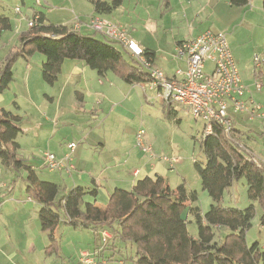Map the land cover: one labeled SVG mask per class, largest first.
Returning <instances> with one entry per match:
<instances>
[{
	"label": "rangeland",
	"instance_id": "rangeland-1",
	"mask_svg": "<svg viewBox=\"0 0 264 264\" xmlns=\"http://www.w3.org/2000/svg\"><path fill=\"white\" fill-rule=\"evenodd\" d=\"M76 1H81L86 10L92 8L93 4L90 0ZM134 1L129 0L127 3L131 4ZM225 1L228 0H221L222 4H225ZM68 5V0H0V16L9 18L13 24L12 29L4 32L0 39V66L6 57L21 46L20 36L31 29L28 23L29 19H33L34 14L45 15L49 23L69 20V14H72L71 12L78 14V11ZM17 9L20 11L17 12ZM246 9L224 13L228 15L227 29L224 33L243 83L248 89L247 96L252 95V99L264 109V7L253 5L247 6ZM163 11L165 10L163 9L161 13ZM128 12L131 13L133 10ZM142 12L139 9L132 13V16L140 17ZM158 18L155 22L161 29V35L166 37L170 29L164 27L160 15ZM86 19L87 17L83 16V21ZM95 37L102 40L100 33ZM117 47L124 51L123 55L130 64L136 65L134 59L122 46L117 45ZM164 48L166 49V46ZM163 54L166 56V53ZM256 55L261 56L263 60L260 69L255 66ZM175 59V63L167 66L169 71H176L184 66L177 57ZM44 60V55L39 52L34 53L28 60L16 59L13 63L14 80L3 93L5 101L0 103V108H5L21 117L20 128L23 133L18 137L20 149L17 156L27 166L34 168L41 180L58 184L57 205L60 208V202L72 188V178L67 170L50 171L45 166L44 153L51 152L58 157L61 156L59 155L62 153L61 144L69 138L72 129L91 130L98 127L102 121L98 123L99 125L90 123L88 117L77 115L73 109L68 110L73 103V85L71 83L66 85L64 79H58L53 86L48 85L41 71ZM25 63H30L31 66L27 69ZM159 69L164 73L167 72L164 68ZM123 83L124 87L127 85L129 88L126 94L130 91L131 94L127 97L125 94L124 96L119 94L122 106L117 112L120 116H116L120 122H124V128L120 132L124 134L125 148L119 152L121 162L114 164L124 165L126 162L124 152L132 150L139 151L149 165L160 162L166 171L165 178L171 189L176 190L179 186L185 185L188 191L197 192L198 199L191 206L199 209L201 214H206L213 202L209 194L203 190L196 168V165L204 167L206 164V158L200 147L204 135V122L195 120L185 113L169 115L162 101L157 98V92L149 85L133 86ZM257 84L262 86L260 91L257 90ZM61 95L64 97L60 98ZM229 115L234 126L250 136L239 140L243 150L250 157L255 155L261 163L260 167L262 163L264 166V120L258 118L251 120L245 114L235 113L233 109L229 110ZM141 129L145 130L146 139L157 157L179 159L180 162L171 165L169 162L153 160L150 155H145L137 147L136 141V135ZM113 136L112 132L109 133L111 142L105 153L106 156L114 154L115 137ZM89 144L91 143L88 140L83 146L88 147ZM148 169L150 170L151 167L148 166ZM71 174L78 178L82 172L78 170ZM20 175L3 166L0 160V264H84L81 260L83 252H89L94 257L95 264H135L136 254L131 244L121 242L116 249L107 246L105 248L107 250H104V242L94 231L75 229L65 220L59 224L57 242L53 244L48 234L41 229L38 218L39 205L29 198L26 192L24 181L26 171L23 170ZM130 185L125 183L119 186L130 189ZM89 186L85 188L89 189ZM247 189L246 180L236 182L225 192L222 205L239 209L249 207L252 202L248 198ZM85 201L94 203L95 199L87 195ZM97 202L102 203L99 198ZM255 207L256 216L247 233V243L251 246L258 242L260 248L264 250V231L260 226L262 208L259 203H256ZM61 209L59 211L64 217V210ZM184 218L187 220L189 233L197 237L198 225L191 207L185 211ZM227 233L228 230L223 233L217 232L215 240H220L222 235Z\"/></svg>",
	"mask_w": 264,
	"mask_h": 264
},
{
	"label": "trees",
	"instance_id": "trees-1",
	"mask_svg": "<svg viewBox=\"0 0 264 264\" xmlns=\"http://www.w3.org/2000/svg\"><path fill=\"white\" fill-rule=\"evenodd\" d=\"M90 1L96 13L110 14L128 0ZM231 2L236 6L248 4V0ZM40 17L42 25L22 33L21 46L0 66V94L14 80L13 63L16 59L28 60L36 52L45 57L42 76L51 86L58 81L66 60L83 61L99 76L112 72L130 85L150 82L142 65L132 56L136 65L130 64L116 42L99 40L95 37L96 32L84 35L71 26L46 24V16L40 14ZM11 29V20L0 16V38ZM144 56L154 64L155 53L144 50ZM171 111L169 115H173ZM20 123V116L0 108V160L18 176L26 171V192L39 205L41 229L53 244L57 242L58 226L65 220L74 228L92 230L97 236L103 231L110 232L112 238L103 241L104 250L107 246L116 249L121 242L131 244L136 254L135 264H264V250L259 243L251 246L247 243V233L256 216V203L262 208L260 226L264 231V166L254 163L241 147L239 140L250 138L247 132L234 126L227 134L216 125L213 135L201 139L206 164L204 167L196 165V168L203 190L213 202L204 215L191 206L198 199L197 192L188 191L185 185L173 190L166 178L156 176L139 180L131 191L115 189L105 209L96 205L97 200L94 203L85 201L87 195L97 198V189L75 187L60 202L64 218L57 205L58 185L41 180L35 169L17 156L20 149L17 139L23 133ZM243 179L247 182V194L252 203L245 209L223 206L225 192ZM188 207H191L198 225L197 237L189 233L184 218ZM222 229L228 233L215 240L216 233H221Z\"/></svg>",
	"mask_w": 264,
	"mask_h": 264
},
{
	"label": "crops",
	"instance_id": "crops-1",
	"mask_svg": "<svg viewBox=\"0 0 264 264\" xmlns=\"http://www.w3.org/2000/svg\"><path fill=\"white\" fill-rule=\"evenodd\" d=\"M68 3V7H75L78 14L71 12L73 15L69 14V20L49 23L46 19L45 23L71 26L84 35H92L95 32L89 27L90 19L94 16H99L125 29L131 39L145 51L155 53L154 65L157 68L166 69L167 72L165 73L169 77H173L176 74L177 70L169 71L167 66L175 63L176 47L181 42L194 39L207 31L226 32L228 15H224V13H230L233 10L240 12V10H247V6L253 5H257L260 8L264 7V0H248V4L245 6L233 5L231 0L225 1V4H222L221 0H135L131 4L125 1L121 7L110 14H98L95 12L93 5L90 10H86L81 1L68 0ZM139 9L143 11L140 17L139 15L138 17L132 16V13ZM163 9L165 11L161 13ZM129 10H133V12L129 13ZM159 15L163 19L164 27L168 30L170 29L166 37L161 35V29L155 22L159 19ZM83 16L87 17L85 21H83ZM103 39L106 38L102 35ZM164 46H166V49ZM163 53H166V56H163ZM182 62L184 66L179 67L178 70L185 71L186 64L184 61ZM25 64L27 69L31 66L30 63ZM211 69L212 65L208 63L206 70L210 71ZM60 79H64L66 85L69 83L73 85V103L68 110L73 109L77 115L88 117L90 123L94 122L98 124L102 121L100 125L98 124V127L91 130L85 128L72 129L69 138H66L61 144L62 153L59 154L61 155L59 158L68 152L66 147L68 143L75 142L78 144L73 154L72 165L76 169V172L79 170L82 174L78 178L71 173L69 174L72 178L71 189L78 186L85 188L91 184L89 189H97L98 195L97 198L90 197L95 200L99 198V201L102 203L96 202V205L105 209L113 191L121 188L119 185L130 183V189L125 188V186L121 189L131 191L135 184L145 177L155 178L156 176H161L165 178L166 171L160 165V162L149 165L143 159L144 156L137 150L124 152L126 157L124 165L118 166L114 164L115 162H121V154L119 152L125 148L123 142L124 134L120 132L124 128V122H120V119L117 117L120 116L117 115V112L122 106L119 94H123V96L125 94V97L131 94V91L129 94H126L129 88L127 85L124 87V81L118 79L112 72L107 73L105 76H99L96 71L90 69L83 61L79 60H66L62 65ZM250 97L252 98V95L248 96V98ZM4 101L5 97L3 94H0V103ZM165 109L168 112L170 111L167 107ZM111 132L114 134L113 137H115L113 145L114 154L106 156L105 153L111 142V137H109V133ZM88 140L91 144L88 147L87 145L83 146ZM162 158L164 157H157L155 155V159H152H159L161 161ZM148 166L151 167L150 170ZM221 232L223 233L224 230L222 229ZM98 238L103 241L100 235Z\"/></svg>",
	"mask_w": 264,
	"mask_h": 264
},
{
	"label": "built area",
	"instance_id": "built-area-1",
	"mask_svg": "<svg viewBox=\"0 0 264 264\" xmlns=\"http://www.w3.org/2000/svg\"><path fill=\"white\" fill-rule=\"evenodd\" d=\"M17 12L20 10L17 9ZM40 14H34L29 19L30 28L41 26ZM89 27L96 33L102 34L106 39L122 46L134 57L149 74L150 82L145 85L157 92V98L165 107L175 114L185 113L195 120H201L205 124L204 135L207 137L215 133V126H221L227 134L234 127L229 115V110L235 113L247 115L251 120L263 119L264 109L251 97L248 98V89L244 85L239 69L235 63L228 39L223 32L207 31L200 36L181 42L176 47V57L184 61L186 70H177L175 76L169 77L149 63L142 49L122 27L115 25L99 16L90 19ZM255 66L261 68L262 58L254 57ZM211 63L212 69L207 71V64ZM257 90L262 86L257 84ZM137 147L145 154L155 159L151 144L146 139L145 130L141 129L136 135ZM78 144H67L68 152L61 158L51 152L44 153L45 166L50 171L67 170L70 173L76 171L72 165V154ZM171 165L179 163V159H161ZM251 160L260 166L255 155ZM138 174V172H137ZM101 237L104 242L112 238L108 231H103ZM84 264H95L94 257L89 252L81 254Z\"/></svg>",
	"mask_w": 264,
	"mask_h": 264
}]
</instances>
